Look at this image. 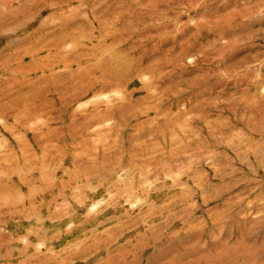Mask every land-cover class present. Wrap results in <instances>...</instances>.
<instances>
[{
  "label": "rangeland",
  "instance_id": "374dc122",
  "mask_svg": "<svg viewBox=\"0 0 264 264\" xmlns=\"http://www.w3.org/2000/svg\"><path fill=\"white\" fill-rule=\"evenodd\" d=\"M0 264H264V0H0Z\"/></svg>",
  "mask_w": 264,
  "mask_h": 264
}]
</instances>
